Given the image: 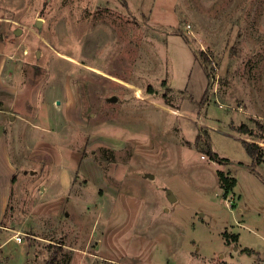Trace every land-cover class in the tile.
<instances>
[{"label": "rangeland", "instance_id": "obj_1", "mask_svg": "<svg viewBox=\"0 0 264 264\" xmlns=\"http://www.w3.org/2000/svg\"><path fill=\"white\" fill-rule=\"evenodd\" d=\"M2 50L27 118L0 264H264V0H0Z\"/></svg>", "mask_w": 264, "mask_h": 264}, {"label": "crops", "instance_id": "obj_2", "mask_svg": "<svg viewBox=\"0 0 264 264\" xmlns=\"http://www.w3.org/2000/svg\"><path fill=\"white\" fill-rule=\"evenodd\" d=\"M10 56H11L10 52L4 51V50L0 51V94L5 93V96L7 97L6 101L0 98V145L2 146V149L1 147L0 149L4 153H6L7 156L5 157L10 163V164H0L1 168L6 170L5 171L6 172L5 184L7 183L6 188L4 189V191L7 192L6 194L7 199L5 200V203L1 206V209H0V223L2 222L1 219L5 213V210H7L10 198L13 195V188L15 186V181L13 182L12 178L15 175L17 168H18V164L14 162L13 157L11 156V153H10L11 152L10 144H9L10 140L8 138L7 132L11 134L12 131L14 133L15 130H21L22 128L20 126L22 125L23 121H26V118H27L26 116L17 115L15 112H13L15 107H18L24 102L25 94H23L24 95L23 99H21L20 97L18 98L19 94L17 95L18 93L17 88L15 87V85H11L12 78L15 73H14L13 65L10 64L11 63L9 59ZM32 113H30L29 115L30 116L33 115ZM7 127L10 129L8 130ZM88 161L92 162V160H88ZM85 162L86 160H84L78 165L83 172L85 171L87 172V170L82 167V164H84ZM72 167L70 168L69 166L62 164V168H60L61 177L59 181H57L56 178L44 179L45 182L43 181L40 184L41 186L40 191L42 195H46L47 193H49V197H51L53 193H51L50 191H55V189H58L59 194H60L61 189L70 188L72 185V179L70 175ZM98 168H99V171H101L100 167ZM54 195H58V193L53 194V196Z\"/></svg>", "mask_w": 264, "mask_h": 264}, {"label": "trees", "instance_id": "obj_3", "mask_svg": "<svg viewBox=\"0 0 264 264\" xmlns=\"http://www.w3.org/2000/svg\"><path fill=\"white\" fill-rule=\"evenodd\" d=\"M201 54L205 57L206 60L209 61V59L207 58V55L203 51L201 52ZM206 95L207 94L205 91L202 100L199 102L200 104H202L204 102V98L206 97ZM190 100L195 101V98L193 95H190ZM246 129L248 130V128H246ZM206 133H207V135H206V137L203 138V140L201 139L202 137H201L200 133L196 137V143H198V144H200V142L202 143V145H200V146L198 145L200 147V149L203 152H205L211 160H214L218 163L229 162L230 161L229 158L220 156L218 152H216L215 150L212 149L211 143H210V136H209L207 131H206ZM243 144L245 146L246 151L248 152V154L252 158V163L250 164L249 167L251 169H255V166L259 165L263 161V158H264L263 148H262V146H260L256 142L244 141ZM203 145H206L207 148H205ZM218 176L220 178L221 186L224 189V195H225V197H227V195L236 186L237 179L235 177L231 176L230 174L222 171V170H218ZM12 181L13 182L15 181V175L13 176ZM56 260H57V255L52 257V259L49 261V264H56Z\"/></svg>", "mask_w": 264, "mask_h": 264}, {"label": "water", "instance_id": "obj_4", "mask_svg": "<svg viewBox=\"0 0 264 264\" xmlns=\"http://www.w3.org/2000/svg\"><path fill=\"white\" fill-rule=\"evenodd\" d=\"M21 32H22V30L19 28V29L17 30V34H21ZM169 196H170V199H171V200H175V196L171 193V191H170Z\"/></svg>", "mask_w": 264, "mask_h": 264}, {"label": "built area", "instance_id": "obj_5", "mask_svg": "<svg viewBox=\"0 0 264 264\" xmlns=\"http://www.w3.org/2000/svg\"><path fill=\"white\" fill-rule=\"evenodd\" d=\"M14 238H15L17 241H22V237L20 236L19 233H17L16 235H14Z\"/></svg>", "mask_w": 264, "mask_h": 264}]
</instances>
